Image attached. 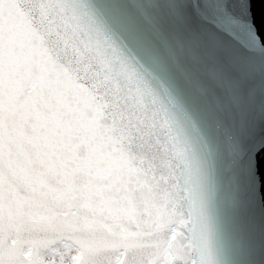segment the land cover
I'll use <instances>...</instances> for the list:
<instances>
[{
    "label": "snow or ice",
    "instance_id": "1",
    "mask_svg": "<svg viewBox=\"0 0 264 264\" xmlns=\"http://www.w3.org/2000/svg\"><path fill=\"white\" fill-rule=\"evenodd\" d=\"M205 4L0 0V264H251L264 84L195 79L184 38L264 44Z\"/></svg>",
    "mask_w": 264,
    "mask_h": 264
},
{
    "label": "water",
    "instance_id": "2",
    "mask_svg": "<svg viewBox=\"0 0 264 264\" xmlns=\"http://www.w3.org/2000/svg\"><path fill=\"white\" fill-rule=\"evenodd\" d=\"M206 0L203 11L208 15H223L224 10L238 20H252L256 34L264 44V0ZM248 7L251 15L249 16ZM232 35L215 32L213 37L205 34H192L184 38L186 48L196 51L199 59L192 65L194 78L205 83L229 78L245 88L255 87L257 102L260 99V86L264 84V53L251 54L245 51L241 42L249 39L246 28L233 27ZM190 64L192 63L189 59ZM264 141V116L255 113L253 132L246 142L249 150L260 146ZM264 156V151L260 153ZM264 195V189L258 187L257 200ZM256 230L253 237L255 252L251 264H264V243H262L261 227L264 226V204H257L249 210Z\"/></svg>",
    "mask_w": 264,
    "mask_h": 264
}]
</instances>
